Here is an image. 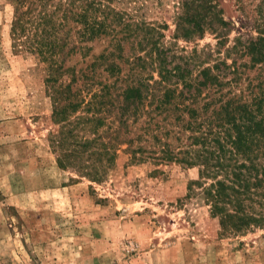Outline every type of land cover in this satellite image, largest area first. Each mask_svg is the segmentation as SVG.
<instances>
[{"label": "trees", "instance_id": "1", "mask_svg": "<svg viewBox=\"0 0 264 264\" xmlns=\"http://www.w3.org/2000/svg\"><path fill=\"white\" fill-rule=\"evenodd\" d=\"M12 1L14 38L50 71L52 115L60 125L51 141L61 151L60 167L101 181L125 144L136 162L198 167L187 196L202 188L222 235L264 229L261 23L257 36L227 45L232 23L219 0H182L176 41L166 44L157 27L124 20L112 0ZM207 30L218 35L214 50L188 52L177 43L195 42ZM107 36L112 47L91 54L88 44ZM128 38L145 53L125 57ZM77 54L83 60L68 64ZM122 62L132 64L127 76Z\"/></svg>", "mask_w": 264, "mask_h": 264}, {"label": "rangeland", "instance_id": "2", "mask_svg": "<svg viewBox=\"0 0 264 264\" xmlns=\"http://www.w3.org/2000/svg\"><path fill=\"white\" fill-rule=\"evenodd\" d=\"M181 1L110 5L127 22L157 27L161 40L171 44ZM219 2L232 23L227 45L239 36H257L258 23L264 27V0ZM14 14L13 1L0 0V264H264L263 228L222 235L202 188L194 186L187 196L198 167L136 162L125 144L101 181L60 167L61 151L51 141L60 125L52 115L50 71L14 38ZM217 41V33L207 30L195 42L177 43L190 52L214 50ZM111 43V36L90 42V53ZM138 48L128 38L122 53L133 59L145 53ZM82 60L77 54L68 64ZM121 64L127 76L132 64Z\"/></svg>", "mask_w": 264, "mask_h": 264}]
</instances>
